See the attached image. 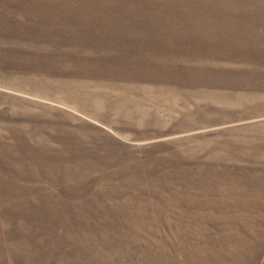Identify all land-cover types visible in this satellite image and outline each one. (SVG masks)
Listing matches in <instances>:
<instances>
[{
    "label": "rangeland",
    "instance_id": "374dc122",
    "mask_svg": "<svg viewBox=\"0 0 264 264\" xmlns=\"http://www.w3.org/2000/svg\"><path fill=\"white\" fill-rule=\"evenodd\" d=\"M0 264H264V0H0Z\"/></svg>",
    "mask_w": 264,
    "mask_h": 264
}]
</instances>
